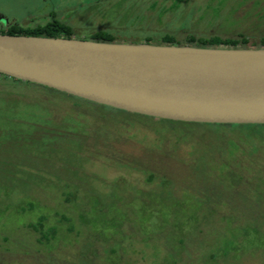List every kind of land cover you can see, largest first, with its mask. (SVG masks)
Here are the masks:
<instances>
[{
  "label": "rangeland",
  "instance_id": "374dc122",
  "mask_svg": "<svg viewBox=\"0 0 264 264\" xmlns=\"http://www.w3.org/2000/svg\"><path fill=\"white\" fill-rule=\"evenodd\" d=\"M52 12L80 39L264 36V0H0V29ZM39 216L54 239L26 226ZM0 264H264V126L169 123L0 79Z\"/></svg>",
  "mask_w": 264,
  "mask_h": 264
},
{
  "label": "water",
  "instance_id": "95a60500",
  "mask_svg": "<svg viewBox=\"0 0 264 264\" xmlns=\"http://www.w3.org/2000/svg\"><path fill=\"white\" fill-rule=\"evenodd\" d=\"M0 75L157 120L264 125V47L0 34Z\"/></svg>",
  "mask_w": 264,
  "mask_h": 264
},
{
  "label": "trees",
  "instance_id": "16d2710c",
  "mask_svg": "<svg viewBox=\"0 0 264 264\" xmlns=\"http://www.w3.org/2000/svg\"><path fill=\"white\" fill-rule=\"evenodd\" d=\"M0 34H5L9 36H30V37L65 38V39L75 38L74 37L75 33L73 29L67 24L62 23L58 19H56V15L54 14V12L50 14V20L44 23L43 25H35L33 27H30V26H20V25L11 23L8 25L6 29H0ZM76 39H80V38H76ZM81 39L91 40L95 42H107V43L118 41L113 34H111L108 31H104V30L95 31L91 33L90 35H88L86 38H81ZM140 40H141L140 42L139 41L133 42V44L144 43V44H152V45L191 46V47H197V48H232V49L256 48L255 47L256 44H253L252 46L247 47V45H249V40L242 34H239L237 38H227V37L222 38L216 35H213L210 37H198L195 35H187L186 37H184L182 41L177 40L171 34H164L159 40H154L150 36H146ZM258 44H259L258 48L264 47V36L259 39ZM0 79L3 81H8L13 86L26 87V88L30 86H37V87H40L46 90L47 93L51 94L52 96L62 97L63 99L67 97L75 98L80 101H84V102H87L93 105H97V104H94V103H91V102H88L82 99H78L76 97H72V96H69L63 93H59L55 90L48 89L46 87H42V86H38L32 83L16 80V79L4 76V75H0ZM119 112L127 113L123 111H119ZM162 121H166V120H162ZM166 122L183 123V122H174V121H166ZM183 124H186V123H183ZM230 126H234V125H230ZM260 126H264V125H260ZM43 222H44V217L39 216L36 222L29 223L26 226L32 229L35 233L39 234V238L42 241H48L50 239H54L56 236V229L53 227L44 229ZM114 261L115 260H113L112 262Z\"/></svg>",
  "mask_w": 264,
  "mask_h": 264
},
{
  "label": "flooded vegetation",
  "instance_id": "af4514ba",
  "mask_svg": "<svg viewBox=\"0 0 264 264\" xmlns=\"http://www.w3.org/2000/svg\"><path fill=\"white\" fill-rule=\"evenodd\" d=\"M55 14V13H54ZM49 16H50V13H49Z\"/></svg>",
  "mask_w": 264,
  "mask_h": 264
}]
</instances>
